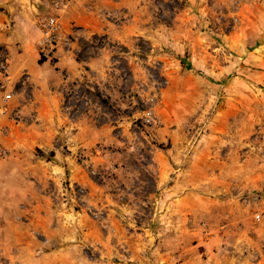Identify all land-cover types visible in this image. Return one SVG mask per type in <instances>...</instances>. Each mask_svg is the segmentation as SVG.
Segmentation results:
<instances>
[{
	"label": "rangeland",
	"instance_id": "374dc122",
	"mask_svg": "<svg viewBox=\"0 0 264 264\" xmlns=\"http://www.w3.org/2000/svg\"><path fill=\"white\" fill-rule=\"evenodd\" d=\"M54 1L0 0V264H264V0Z\"/></svg>",
	"mask_w": 264,
	"mask_h": 264
},
{
	"label": "built area",
	"instance_id": "2783aa9c",
	"mask_svg": "<svg viewBox=\"0 0 264 264\" xmlns=\"http://www.w3.org/2000/svg\"><path fill=\"white\" fill-rule=\"evenodd\" d=\"M66 6L63 1H54L53 9H61ZM39 37L36 41L37 53L40 59L44 61H54L61 56L60 54H69L74 48L75 39L73 35L65 31L61 25L57 13L45 14L38 18ZM6 58L0 53V97L4 102L12 98V92L9 90V70ZM6 107L3 108L5 110ZM147 123H153L151 110L144 114ZM3 150L0 148V156ZM259 215H257V218Z\"/></svg>",
	"mask_w": 264,
	"mask_h": 264
}]
</instances>
